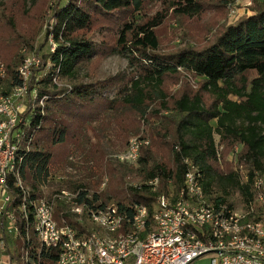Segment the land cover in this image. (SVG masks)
Masks as SVG:
<instances>
[{
  "label": "trees",
  "instance_id": "obj_1",
  "mask_svg": "<svg viewBox=\"0 0 264 264\" xmlns=\"http://www.w3.org/2000/svg\"><path fill=\"white\" fill-rule=\"evenodd\" d=\"M28 1L34 7L42 0ZM155 4L162 9L150 15ZM246 10L209 42L190 45L184 33L180 47L166 51L159 30L171 12L198 18L205 11L201 0H57L43 41L52 37L54 49L46 56L36 51L41 76L29 81L37 96L27 99L31 123L19 151L26 185L41 195L42 188L57 184L52 193H79L78 205L114 204L129 219L138 205L151 217L157 199L178 193L194 166L205 195L217 204L238 197L252 201L253 182L264 177V0ZM103 29L117 35L95 42ZM112 55L126 57L127 68L96 76ZM25 59L20 55L6 65L10 79L0 78V92L23 85L17 68ZM140 132L148 144L138 165L109 156L107 141L118 154ZM11 191L9 209L17 214L21 192ZM54 219L86 231L65 200L55 201ZM16 245L15 259L25 264L23 224ZM43 262L55 264V255Z\"/></svg>",
  "mask_w": 264,
  "mask_h": 264
},
{
  "label": "built area",
  "instance_id": "obj_2",
  "mask_svg": "<svg viewBox=\"0 0 264 264\" xmlns=\"http://www.w3.org/2000/svg\"><path fill=\"white\" fill-rule=\"evenodd\" d=\"M247 13L235 10L231 17ZM39 65V57H29L19 69L23 85L8 94L0 92L1 264H19L15 256L21 224L27 231L25 264H44L45 257L51 254L55 255V264H192L197 260H210L211 264H264L263 176L253 182L252 201L238 197L235 202L217 204L205 195L193 166L178 193L163 194L157 199L151 217L147 208L136 205L131 219L114 204L96 208L78 205L75 199L79 193L67 189L49 195L44 187L41 195H36L20 175L19 151L31 123L30 116H25L27 99L37 96L36 89L29 90L31 72ZM6 76L0 65V78ZM146 144L148 141L141 137L133 138L115 159L138 165L140 149ZM243 178L248 181L246 174ZM106 183L107 179L102 187ZM11 187L21 192L17 214L9 209L14 199ZM57 199L71 204V213L86 227L84 233L59 225L54 219Z\"/></svg>",
  "mask_w": 264,
  "mask_h": 264
},
{
  "label": "rangeland",
  "instance_id": "obj_3",
  "mask_svg": "<svg viewBox=\"0 0 264 264\" xmlns=\"http://www.w3.org/2000/svg\"><path fill=\"white\" fill-rule=\"evenodd\" d=\"M56 1L57 0H42L38 1V3L32 7L30 1H28L26 5L24 0H0V65H2L7 72V76L4 79L5 81H9L10 79L6 65L12 66L14 62L20 58V55H26V59L24 60L26 61L32 55L37 56L36 51H38V49L40 50L41 56H46L54 48L55 42L52 37L48 38L46 43L43 41H45L46 29L50 28V25L54 23V19H52V8L55 6ZM201 1L205 6V11L198 18H180L176 17L171 12L170 18L159 30L164 50L168 51L180 47V38L184 33H188L186 40H188L187 42L190 45L198 46L209 42L220 27L230 24L232 20V11L236 10L237 12L241 11L243 13L246 9L252 7L255 0H236L235 3L229 2L226 7L224 6V2L232 0ZM249 3L251 4L249 5ZM160 9H162L161 4L151 5L149 6V14L155 15ZM27 10L28 13L25 12ZM2 34H5V37L1 38ZM115 35H117L116 31L103 29L100 30L94 38L95 42L99 43L104 37ZM28 45L33 46L34 50L32 51ZM40 46H43L42 49H40ZM23 62L19 65L17 70L22 68ZM127 66L128 60L126 57L112 55L99 66V74L96 76L107 77L116 75L125 70ZM36 68L37 67H34V71L32 70L31 72V77L33 76L34 79H38L41 76V73L36 70ZM177 87L178 86L174 88L170 87L171 92L174 93ZM232 99L236 100V98ZM143 130L144 128H142V132ZM142 132L131 139L136 137L144 138V133ZM109 137L113 139L114 134L110 132ZM216 139L218 141V137ZM106 146L110 151L109 156H114L115 158L117 152H113L108 141L106 142ZM57 188L59 189L57 184H52L47 187L46 191L50 195V193ZM102 189H105V187H102ZM1 260L2 258L0 257V261ZM192 264H211V261L197 260Z\"/></svg>",
  "mask_w": 264,
  "mask_h": 264
}]
</instances>
